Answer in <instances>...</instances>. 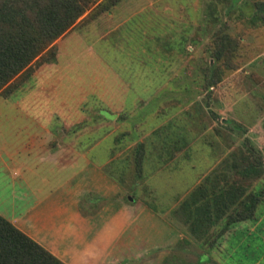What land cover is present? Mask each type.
Instances as JSON below:
<instances>
[{
  "label": "crops",
  "instance_id": "crops-1",
  "mask_svg": "<svg viewBox=\"0 0 264 264\" xmlns=\"http://www.w3.org/2000/svg\"><path fill=\"white\" fill-rule=\"evenodd\" d=\"M197 1L191 4L204 12L202 18L168 17V4L158 0H120L110 11L57 38L54 61L42 63L10 93H0L14 110L12 116L1 118L17 123L7 129L0 126V214L67 264H227L229 251L236 250L228 242L239 232L243 234L236 236L239 243L252 235L258 238L256 248H263L259 245L264 244L263 202L255 217L235 222L205 247L175 211L240 144L225 141L226 133L213 128L215 113L197 116L195 98L181 104V90L190 84L181 83L180 74L195 68L181 64L186 43L209 40L210 34L197 32L196 27L210 29L207 10L219 12L215 14L220 21L227 9L221 2ZM263 25L251 28L252 35H263ZM75 37L90 38L99 48L105 44L92 51L93 58L112 76L102 80L97 75L96 82L81 85L69 77V65L80 57L67 50L74 47ZM252 76V104L258 108L251 135L243 133L241 139L248 137L264 154V70L257 67ZM68 80L79 93L71 100L61 94L54 101L51 87H67ZM213 88L215 84L205 92ZM227 90H219V102L238 105L241 95L228 101ZM220 120L229 121L223 116ZM139 143L144 150L142 171L136 173L133 159L128 177L132 159L128 155H134ZM197 150L202 156H194ZM202 162L205 165L191 179L189 172H178L184 164L189 171ZM160 180L173 191L167 204ZM88 192L106 198L93 214L78 208ZM147 200L163 203L157 206ZM259 258L253 264H259Z\"/></svg>",
  "mask_w": 264,
  "mask_h": 264
},
{
  "label": "trees",
  "instance_id": "trees-1",
  "mask_svg": "<svg viewBox=\"0 0 264 264\" xmlns=\"http://www.w3.org/2000/svg\"><path fill=\"white\" fill-rule=\"evenodd\" d=\"M119 1L0 0V93H10L42 63L54 61L57 38L75 25L110 11ZM233 1L250 6L249 12L238 7L237 17L246 28L264 24V0ZM209 11L213 19L216 10ZM228 27V22L223 21L211 33L206 48L210 59L202 71L204 88L239 67L235 57L241 38L231 34ZM227 126L234 128L230 123ZM213 128L220 130L215 125ZM133 154L134 169L141 174L143 143L135 146ZM204 180L175 209L203 247L212 245L235 222L255 217L257 205L264 203V154L244 137ZM105 200L88 192L78 201V208L83 214H93ZM219 221L220 227L210 230ZM0 264L67 263L0 214Z\"/></svg>",
  "mask_w": 264,
  "mask_h": 264
},
{
  "label": "rangeland",
  "instance_id": "rangeland-1",
  "mask_svg": "<svg viewBox=\"0 0 264 264\" xmlns=\"http://www.w3.org/2000/svg\"><path fill=\"white\" fill-rule=\"evenodd\" d=\"M203 1L204 0H198L197 3H201ZM191 2H193V0H158V3L160 4H168L169 9L165 10V14L168 17L176 16L177 14L181 15L182 17H189L197 14V16L201 17L204 12L194 10ZM217 2H221L222 5H224L223 7L226 6L227 8L223 10L225 11V13L222 14L223 18L219 21V18H217L218 16H216L215 14L219 12L216 11L215 13H213L214 11H212L215 17L213 16V19H210V23L212 24L209 25L210 29L203 30L202 27L198 26L196 27V30L197 32H208L211 37V33L218 27V25H220L223 19H226L229 25L228 31L231 34L244 36V40H241L238 54L235 57V61H237L239 64V69L236 70V72H232V70L227 73L224 76V80L220 83H216L215 88L211 89L210 93L205 92V90L208 88L203 87L202 71L203 66L210 59L208 51L206 50L207 45L210 41V37L207 36L208 34L206 35V37L209 38V40H206V42H187L185 53H183L184 56L181 58V64H184L186 67L194 66L195 68H193L194 70L190 69V72L180 74L181 83L186 82L190 84L188 89L184 88L181 90V104L185 103L184 101L187 100L189 97L190 100L195 98V100H193V105H195V112L197 116L204 115L207 113H210L208 115L211 116L213 113H215V120H213L212 122L210 121V124L212 126H218L222 133H226L227 138L224 139L225 141L237 144L241 142V136L243 133L247 135H251L252 133V130H250L253 124L252 119L253 115H255L258 108V106L252 104V86L253 84H255L252 80V71L257 67L264 70V34L252 35L250 31L251 29L246 28L243 23H241V21L237 17L238 13H240V9H238V7L236 6L237 2L235 3L233 0H211L210 3L212 5H217ZM239 7L245 10L246 12H249L250 6L242 4ZM207 12L210 11L207 10ZM260 29L264 31V25ZM72 41L74 43V47L66 49L70 52H79L80 57H78L75 62L69 65V77H71L75 81H78L79 85H81V83L87 84L91 83V81L96 82L97 75H99L102 80L103 77H107V75L110 76L111 73L109 72V69H106V67L101 64L97 65V60L93 58L92 53L93 50H102L105 44H99L101 46L99 48L96 42H93L90 38L87 37H81L80 39H77V37H75ZM258 53H260L259 56H257L254 60H250L252 57L258 55ZM64 57L65 55L61 56V63L65 62L66 59ZM249 60L250 62H248ZM93 68L96 70V72L98 71V69H100L101 72H98V74L93 73ZM92 74H95L94 79L91 78ZM70 84V80H68L67 87L63 86L59 88V85L55 84V86L51 87L49 91L50 97H52L54 101H58L61 98V94H63L64 96L66 95L69 100L74 99V96L79 93V89H77L76 85L74 88H71ZM223 87H226L228 89L224 92L227 93V96L230 98L227 99L228 101H233L235 98H237L238 96L240 97L241 95V100H238V105H227L225 103L221 104L219 102V90ZM207 93H209L208 96H206ZM207 98H209L208 103H206ZM54 103L56 102H53V104ZM208 106L210 107V109ZM261 108L264 109V107ZM13 112V107L10 106V104H6L3 99L0 98V126L5 125L3 127L4 129H7L8 126L12 127V125L17 124L14 121L12 122L10 119H8V121L7 119L4 120L3 118H1L3 116L10 117L12 116V114H14ZM221 116L227 117V119L229 120L228 123H225V120L221 121ZM229 123L233 125V129H230L227 126ZM209 131H212L211 133L214 132L212 128ZM199 144L200 141L197 143V146H199ZM197 152L199 154L197 153L194 156H202L201 150H197ZM128 156L132 157V159L129 161L131 162V170L129 172V175L127 176L132 177L130 175L133 173L132 170L134 155ZM204 165V162H202L199 164V168H197L196 170L188 171V166L184 164L183 166H181V170L178 172H180V174H182V172H189V174L187 173V177L191 179L192 176L197 174L201 170V168H203ZM165 184L166 183L164 180L159 181V188L163 189V193L160 194H162L161 196L163 197V199H165L163 200L164 203L167 204L170 202L169 199L173 191L166 187ZM163 201L161 202L163 203ZM161 202L155 201L153 204L161 206ZM261 206L262 205H259L258 208L260 209ZM239 234L242 233L239 232L236 235H231V238L228 242V245L236 248V250L229 251L231 255L225 258L227 264H253V262L259 257V264H264V244L260 243L259 245H262L263 248L257 249L256 245L258 242L256 239L258 238L252 235H248L247 239H245L243 243H239L236 240V236Z\"/></svg>",
  "mask_w": 264,
  "mask_h": 264
}]
</instances>
